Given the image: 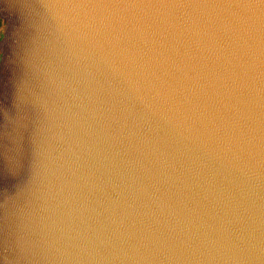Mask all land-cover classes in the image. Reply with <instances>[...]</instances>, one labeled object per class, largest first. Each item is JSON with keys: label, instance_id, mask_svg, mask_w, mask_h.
I'll use <instances>...</instances> for the list:
<instances>
[{"label": "water", "instance_id": "95a60500", "mask_svg": "<svg viewBox=\"0 0 264 264\" xmlns=\"http://www.w3.org/2000/svg\"><path fill=\"white\" fill-rule=\"evenodd\" d=\"M0 18V264H264V0Z\"/></svg>", "mask_w": 264, "mask_h": 264}, {"label": "flooded vegetation", "instance_id": "af4514ba", "mask_svg": "<svg viewBox=\"0 0 264 264\" xmlns=\"http://www.w3.org/2000/svg\"><path fill=\"white\" fill-rule=\"evenodd\" d=\"M2 26H3V21H2V19L0 18V35H1V31H2Z\"/></svg>", "mask_w": 264, "mask_h": 264}]
</instances>
